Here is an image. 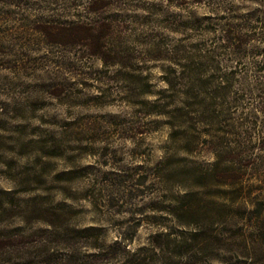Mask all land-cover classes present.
Returning <instances> with one entry per match:
<instances>
[{"label":"rangeland","instance_id":"374dc122","mask_svg":"<svg viewBox=\"0 0 264 264\" xmlns=\"http://www.w3.org/2000/svg\"><path fill=\"white\" fill-rule=\"evenodd\" d=\"M245 165L264 0H0V264H190Z\"/></svg>","mask_w":264,"mask_h":264},{"label":"trees","instance_id":"16d2710c","mask_svg":"<svg viewBox=\"0 0 264 264\" xmlns=\"http://www.w3.org/2000/svg\"><path fill=\"white\" fill-rule=\"evenodd\" d=\"M245 166H225L219 173L217 181L232 189L230 198L211 207L190 264H264V170L253 173Z\"/></svg>","mask_w":264,"mask_h":264}]
</instances>
